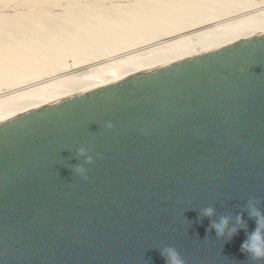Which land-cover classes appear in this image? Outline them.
I'll return each instance as SVG.
<instances>
[{"label": "water", "instance_id": "1", "mask_svg": "<svg viewBox=\"0 0 264 264\" xmlns=\"http://www.w3.org/2000/svg\"><path fill=\"white\" fill-rule=\"evenodd\" d=\"M249 200L264 216V31L0 120V264H264Z\"/></svg>", "mask_w": 264, "mask_h": 264}, {"label": "bare ground", "instance_id": "2", "mask_svg": "<svg viewBox=\"0 0 264 264\" xmlns=\"http://www.w3.org/2000/svg\"><path fill=\"white\" fill-rule=\"evenodd\" d=\"M264 31V0H0V120Z\"/></svg>", "mask_w": 264, "mask_h": 264}, {"label": "clouds", "instance_id": "3", "mask_svg": "<svg viewBox=\"0 0 264 264\" xmlns=\"http://www.w3.org/2000/svg\"><path fill=\"white\" fill-rule=\"evenodd\" d=\"M105 127L112 128L111 122H107ZM77 156L83 157V164L71 165L72 171L83 179H87V168L84 166L90 164L93 161V157L87 154V150L84 147L76 149ZM254 200H249V207L251 209L250 215L257 218V228L251 234L247 235V239L241 244V251H246L250 254L252 260L264 259V236L261 234V229L264 228V216L254 206ZM203 214L206 216H212L214 210L208 207L203 210ZM227 217L221 219L219 224H213V227L217 230L219 235L224 234V228L228 224ZM237 222H240V217H237ZM236 232L235 228L228 231V237L231 239L233 234ZM166 254L167 264H185L184 259L180 256V253L175 247L169 246L162 250V255Z\"/></svg>", "mask_w": 264, "mask_h": 264}]
</instances>
